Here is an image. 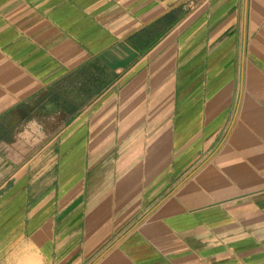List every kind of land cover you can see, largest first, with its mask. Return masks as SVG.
I'll return each instance as SVG.
<instances>
[{"label": "crops", "instance_id": "crops-1", "mask_svg": "<svg viewBox=\"0 0 264 264\" xmlns=\"http://www.w3.org/2000/svg\"><path fill=\"white\" fill-rule=\"evenodd\" d=\"M0 264H264V0H0Z\"/></svg>", "mask_w": 264, "mask_h": 264}, {"label": "rangeland", "instance_id": "rangeland-1", "mask_svg": "<svg viewBox=\"0 0 264 264\" xmlns=\"http://www.w3.org/2000/svg\"><path fill=\"white\" fill-rule=\"evenodd\" d=\"M33 148H29V147H24L22 150L24 151V157L29 155L30 154V150H32ZM37 148L34 147V151L36 150Z\"/></svg>", "mask_w": 264, "mask_h": 264}]
</instances>
